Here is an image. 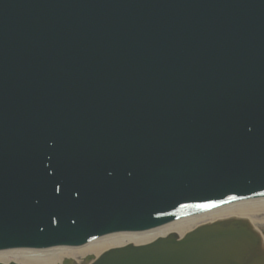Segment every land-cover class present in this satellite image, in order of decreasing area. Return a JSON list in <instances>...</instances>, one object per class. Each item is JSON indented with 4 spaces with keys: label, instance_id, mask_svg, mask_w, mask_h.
Wrapping results in <instances>:
<instances>
[{
    "label": "water",
    "instance_id": "obj_1",
    "mask_svg": "<svg viewBox=\"0 0 264 264\" xmlns=\"http://www.w3.org/2000/svg\"><path fill=\"white\" fill-rule=\"evenodd\" d=\"M257 195L264 0H0V247ZM90 264H264V241L229 217Z\"/></svg>",
    "mask_w": 264,
    "mask_h": 264
},
{
    "label": "bare ground",
    "instance_id": "obj_2",
    "mask_svg": "<svg viewBox=\"0 0 264 264\" xmlns=\"http://www.w3.org/2000/svg\"><path fill=\"white\" fill-rule=\"evenodd\" d=\"M226 216L246 217L251 224L260 231L264 239V233L260 229L264 225V197L244 200L220 208L207 211L202 214L178 219L150 230L140 232H117L101 236L95 240L80 246H57L51 249L31 250L15 249L0 251V261L12 260L19 264H58L64 257H77L91 254L93 258L102 251L127 243L143 244L163 236L169 232H175L182 237L201 221L215 220Z\"/></svg>",
    "mask_w": 264,
    "mask_h": 264
},
{
    "label": "rangeland",
    "instance_id": "obj_3",
    "mask_svg": "<svg viewBox=\"0 0 264 264\" xmlns=\"http://www.w3.org/2000/svg\"><path fill=\"white\" fill-rule=\"evenodd\" d=\"M207 221V220H206ZM206 221H201L199 223H203V222H206ZM198 223V224H199ZM258 226H261L260 229L262 230V232L264 233V225H259L257 224ZM72 258L73 260V263L72 264H85V261H84V256H77V257H70Z\"/></svg>",
    "mask_w": 264,
    "mask_h": 264
}]
</instances>
